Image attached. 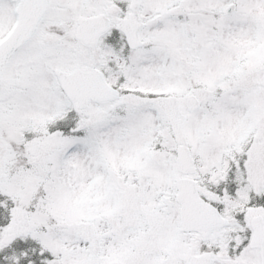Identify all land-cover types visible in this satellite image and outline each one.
Wrapping results in <instances>:
<instances>
[{"label":"snow or ice","instance_id":"obj_1","mask_svg":"<svg viewBox=\"0 0 264 264\" xmlns=\"http://www.w3.org/2000/svg\"><path fill=\"white\" fill-rule=\"evenodd\" d=\"M0 264H264V0H0Z\"/></svg>","mask_w":264,"mask_h":264}]
</instances>
